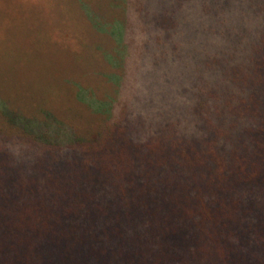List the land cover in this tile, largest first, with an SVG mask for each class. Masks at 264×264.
I'll return each mask as SVG.
<instances>
[{
	"label": "trees",
	"instance_id": "obj_1",
	"mask_svg": "<svg viewBox=\"0 0 264 264\" xmlns=\"http://www.w3.org/2000/svg\"><path fill=\"white\" fill-rule=\"evenodd\" d=\"M186 1L148 16L143 72L179 87L125 90L90 137L0 98V264H264V0H196L192 57Z\"/></svg>",
	"mask_w": 264,
	"mask_h": 264
},
{
	"label": "rangeland",
	"instance_id": "obj_2",
	"mask_svg": "<svg viewBox=\"0 0 264 264\" xmlns=\"http://www.w3.org/2000/svg\"><path fill=\"white\" fill-rule=\"evenodd\" d=\"M167 4L169 0H0L1 100L38 120L46 111L88 138L103 123V114L121 101V93L143 95L149 84L151 91L144 90L148 99L158 94L154 89L164 97L175 92L182 70L163 67L157 75L143 76L145 69L152 72L155 61L150 50L156 33L148 16L170 10L172 4ZM201 10L196 0L180 7L183 20L177 30L182 38L196 39L186 40L191 57L202 47L203 30L210 24ZM180 57L177 52L175 58Z\"/></svg>",
	"mask_w": 264,
	"mask_h": 264
}]
</instances>
